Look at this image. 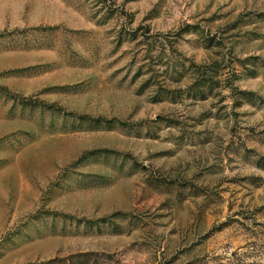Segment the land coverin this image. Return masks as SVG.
<instances>
[{
    "label": "rangeland",
    "instance_id": "374dc122",
    "mask_svg": "<svg viewBox=\"0 0 264 264\" xmlns=\"http://www.w3.org/2000/svg\"><path fill=\"white\" fill-rule=\"evenodd\" d=\"M0 264H264V0H0Z\"/></svg>",
    "mask_w": 264,
    "mask_h": 264
},
{
    "label": "trees",
    "instance_id": "16d2710c",
    "mask_svg": "<svg viewBox=\"0 0 264 264\" xmlns=\"http://www.w3.org/2000/svg\"><path fill=\"white\" fill-rule=\"evenodd\" d=\"M37 96L34 95L32 97H21V100L20 102H17V104H14L15 107H21V109H26L28 108H34V103H36L37 101ZM31 106V107H30ZM32 110L29 111V113L31 112ZM32 115V114H31Z\"/></svg>",
    "mask_w": 264,
    "mask_h": 264
}]
</instances>
